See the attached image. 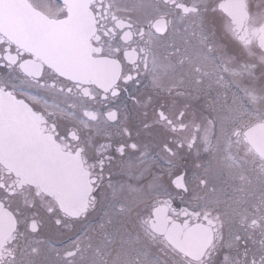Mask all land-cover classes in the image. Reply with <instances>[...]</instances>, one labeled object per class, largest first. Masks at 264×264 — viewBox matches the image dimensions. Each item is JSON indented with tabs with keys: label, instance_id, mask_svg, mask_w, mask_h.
I'll use <instances>...</instances> for the list:
<instances>
[{
	"label": "snow or ice",
	"instance_id": "6c2138e0",
	"mask_svg": "<svg viewBox=\"0 0 264 264\" xmlns=\"http://www.w3.org/2000/svg\"><path fill=\"white\" fill-rule=\"evenodd\" d=\"M0 264H264V0H0Z\"/></svg>",
	"mask_w": 264,
	"mask_h": 264
}]
</instances>
